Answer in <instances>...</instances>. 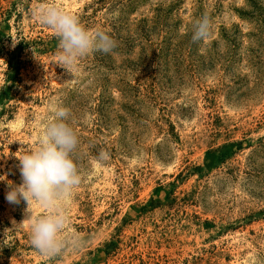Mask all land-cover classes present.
<instances>
[{
	"label": "rangeland",
	"instance_id": "obj_1",
	"mask_svg": "<svg viewBox=\"0 0 264 264\" xmlns=\"http://www.w3.org/2000/svg\"><path fill=\"white\" fill-rule=\"evenodd\" d=\"M42 2L0 0V264H264V0L253 19L245 0H62L116 41L73 74ZM54 102L80 141L68 230L83 246L49 259L6 194Z\"/></svg>",
	"mask_w": 264,
	"mask_h": 264
},
{
	"label": "clouds",
	"instance_id": "obj_2",
	"mask_svg": "<svg viewBox=\"0 0 264 264\" xmlns=\"http://www.w3.org/2000/svg\"><path fill=\"white\" fill-rule=\"evenodd\" d=\"M32 14L41 24L52 29L59 41L56 63L71 74L81 58L94 51L107 53L116 47L115 39L108 32L86 28L76 14L65 10L62 0H44L33 8ZM211 28L207 14L195 19L192 42H206ZM5 79L0 77V88L5 86ZM79 143L71 124L70 110L55 102L50 104L37 146L18 157L22 183L10 185L6 194L10 203H19L21 199L26 202L30 217V243L49 259L62 255L68 249L76 250L83 246V238L68 230V206L74 189L82 181L75 162ZM108 157L109 153L104 151L98 155L101 161ZM32 203L43 211H34L29 207ZM3 243L10 246V241Z\"/></svg>",
	"mask_w": 264,
	"mask_h": 264
},
{
	"label": "trees",
	"instance_id": "obj_3",
	"mask_svg": "<svg viewBox=\"0 0 264 264\" xmlns=\"http://www.w3.org/2000/svg\"><path fill=\"white\" fill-rule=\"evenodd\" d=\"M95 1H98V0H95ZM245 3L249 7V9L244 12L245 15H243V16L248 18V19H253L254 13H255L254 10L256 9L255 3L253 2V0H245ZM7 77L10 78V75L7 74Z\"/></svg>",
	"mask_w": 264,
	"mask_h": 264
}]
</instances>
